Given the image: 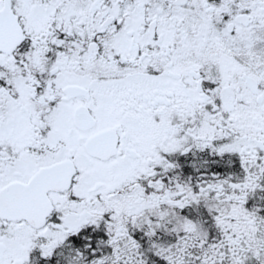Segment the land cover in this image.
I'll return each mask as SVG.
<instances>
[{
  "label": "snow or ice",
  "instance_id": "snow-or-ice-1",
  "mask_svg": "<svg viewBox=\"0 0 264 264\" xmlns=\"http://www.w3.org/2000/svg\"><path fill=\"white\" fill-rule=\"evenodd\" d=\"M0 264H264V0H0Z\"/></svg>",
  "mask_w": 264,
  "mask_h": 264
}]
</instances>
